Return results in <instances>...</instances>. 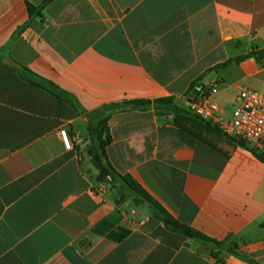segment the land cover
Here are the masks:
<instances>
[{
    "label": "crops",
    "instance_id": "1",
    "mask_svg": "<svg viewBox=\"0 0 264 264\" xmlns=\"http://www.w3.org/2000/svg\"><path fill=\"white\" fill-rule=\"evenodd\" d=\"M42 2L0 0V264H264V162L249 146L182 122L199 139L153 106L109 122L115 170L218 252L99 182L88 130L89 114L125 102L183 108L193 83L218 86L230 119L240 89L264 93V63L234 62L264 50V0H55L13 40Z\"/></svg>",
    "mask_w": 264,
    "mask_h": 264
},
{
    "label": "trees",
    "instance_id": "2",
    "mask_svg": "<svg viewBox=\"0 0 264 264\" xmlns=\"http://www.w3.org/2000/svg\"><path fill=\"white\" fill-rule=\"evenodd\" d=\"M55 0H43L42 4L39 7H29V14H30V20L29 22L23 26L13 40L20 35L25 29H27L31 23L32 20L35 18H43V11L47 6H49L51 3H53ZM248 59H256L258 62L264 63V50L258 51H252L251 53L239 57L234 60L236 63H241ZM233 61H229L225 64H222L216 69L224 68L229 63ZM24 69V68H23ZM28 72L27 69H24ZM210 72V71H209ZM24 79L29 81L33 86H36L38 88H41L57 98L61 102H65L69 105H71L73 108L78 109L77 103L74 101L73 98H71L68 94L63 92L61 89H59L57 86H55L52 83H36L32 80H30L28 77L23 76ZM201 78L198 82H201ZM198 83H193L191 85V88L185 97L187 98V102L190 101L192 98L193 91L197 88ZM206 87L202 85V91H204ZM154 107L157 110H167L171 111L176 115V126L178 128H181L195 137L201 139V137L197 134H195L193 131H191L188 127H185L182 122L187 121L191 123L192 126L197 127L199 129H203L206 132L213 133L216 136L222 137L226 139L228 142L240 145L242 147H245L244 143L238 141L235 138H230L226 136L220 129L217 127H213L211 124L204 123L201 119L195 118L187 111H184L181 107H179L175 103L174 98H165V99H159L154 102L151 101H131V102H125L121 105H113L106 107L102 110L96 111L93 114H89V124H88V130L89 135L91 138V147L89 150V154L92 158V162L94 167L99 172V182H104L106 180H110L111 185L113 188L117 189L121 200H124L126 198L132 199L134 203L137 206L144 205L147 206L153 213V216L156 220L160 221L165 228L175 234L184 236L186 238L197 240L200 243L212 246L215 250L220 252L224 249L225 245L223 243H219L217 241H213L201 233L193 230L192 228L182 224L181 222L177 221L162 205L159 201H157L153 196L149 194V192L144 189L131 175H122L118 173L115 168L112 166L109 157L107 155V148L112 143V137L109 129V122L113 115L119 113V112H126L129 110H139V111H145L150 109L151 107ZM255 154V153H254ZM262 162H264V156L262 155H256ZM230 254H234V249H228L227 250ZM212 257L214 259L219 258V254L216 252L212 253Z\"/></svg>",
    "mask_w": 264,
    "mask_h": 264
},
{
    "label": "built area",
    "instance_id": "3",
    "mask_svg": "<svg viewBox=\"0 0 264 264\" xmlns=\"http://www.w3.org/2000/svg\"><path fill=\"white\" fill-rule=\"evenodd\" d=\"M219 92L218 86L201 90L188 105L204 123L249 146L256 155L264 156V93L240 89L235 111L230 119H225L216 101ZM60 137L65 148L70 150L73 142L65 129L60 131Z\"/></svg>",
    "mask_w": 264,
    "mask_h": 264
},
{
    "label": "rangeland",
    "instance_id": "4",
    "mask_svg": "<svg viewBox=\"0 0 264 264\" xmlns=\"http://www.w3.org/2000/svg\"><path fill=\"white\" fill-rule=\"evenodd\" d=\"M182 109L184 110V111H187L188 113H190V115H192L193 117H195V118H199L196 114H195V112L189 107V105H187L186 104V106H185V104H183L182 103ZM185 107V108H184ZM229 109L231 110V114H233L234 113V111H235V109H233L231 106L229 107ZM200 119V118H199Z\"/></svg>",
    "mask_w": 264,
    "mask_h": 264
},
{
    "label": "water",
    "instance_id": "5",
    "mask_svg": "<svg viewBox=\"0 0 264 264\" xmlns=\"http://www.w3.org/2000/svg\"><path fill=\"white\" fill-rule=\"evenodd\" d=\"M4 64H6V65H12L11 61H9V60H5L4 61ZM201 89H202V86L197 87V89L192 94V98L197 97L199 95Z\"/></svg>",
    "mask_w": 264,
    "mask_h": 264
}]
</instances>
